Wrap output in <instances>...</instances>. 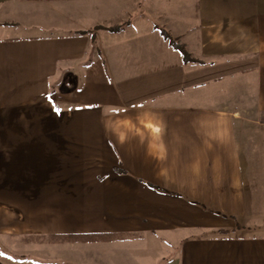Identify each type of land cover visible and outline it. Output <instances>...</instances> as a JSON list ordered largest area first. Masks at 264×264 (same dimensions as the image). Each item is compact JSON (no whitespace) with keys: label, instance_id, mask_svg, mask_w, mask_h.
I'll use <instances>...</instances> for the list:
<instances>
[{"label":"crops","instance_id":"0c3cea01","mask_svg":"<svg viewBox=\"0 0 264 264\" xmlns=\"http://www.w3.org/2000/svg\"><path fill=\"white\" fill-rule=\"evenodd\" d=\"M262 196L264 0H0V205L64 239L38 264H264Z\"/></svg>","mask_w":264,"mask_h":264},{"label":"rangeland","instance_id":"374dc122","mask_svg":"<svg viewBox=\"0 0 264 264\" xmlns=\"http://www.w3.org/2000/svg\"><path fill=\"white\" fill-rule=\"evenodd\" d=\"M260 192L262 193V191ZM22 208L25 207H7L0 205V223L3 225L2 228H4V231L8 232L6 234L2 233L3 244L8 247V250H11L12 253L33 255L35 258L33 263L38 264L48 259L53 250L52 247H47L48 244L35 243L36 245L34 246H28L21 240L24 232L28 229L26 227V212L22 210ZM6 247L2 248V253L9 255V251L6 250Z\"/></svg>","mask_w":264,"mask_h":264},{"label":"trees","instance_id":"16d2710c","mask_svg":"<svg viewBox=\"0 0 264 264\" xmlns=\"http://www.w3.org/2000/svg\"><path fill=\"white\" fill-rule=\"evenodd\" d=\"M128 23L126 24H122V25H119V26H115V27H112L110 29H108L109 31L111 32H119L123 29V27L125 25H127ZM156 29H158V31L160 32V34L162 35V37L169 42V44L174 48L176 49L177 51H179L183 56V60L184 62L186 63H190V62H196L194 61V59L192 58V56L188 53L187 49H186V46L185 44H183L179 39L177 38H174L168 31H165V29H162L158 26L155 27ZM84 32L82 33H79V34H83ZM34 243L36 244H46V243H50V244H53V243H59V242H62L64 241L63 238H50L49 239V242L48 239H45V237H34L32 238Z\"/></svg>","mask_w":264,"mask_h":264}]
</instances>
